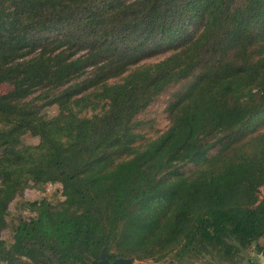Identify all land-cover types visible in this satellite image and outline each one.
Masks as SVG:
<instances>
[{
    "label": "trees",
    "instance_id": "obj_1",
    "mask_svg": "<svg viewBox=\"0 0 264 264\" xmlns=\"http://www.w3.org/2000/svg\"><path fill=\"white\" fill-rule=\"evenodd\" d=\"M2 84L0 264L264 252V0H0ZM178 84L138 145V115ZM49 182L64 199L31 203L7 246L11 202Z\"/></svg>",
    "mask_w": 264,
    "mask_h": 264
},
{
    "label": "rangeland",
    "instance_id": "obj_2",
    "mask_svg": "<svg viewBox=\"0 0 264 264\" xmlns=\"http://www.w3.org/2000/svg\"><path fill=\"white\" fill-rule=\"evenodd\" d=\"M155 56L146 60L144 63H153L165 55ZM181 84L170 87L167 91L162 93L145 111L140 113L137 119L140 121V131L143 134V138L138 142V145H143L147 141L158 137L163 132H165L170 125L169 113L167 111V106L171 100L172 94L180 88ZM11 86L9 84L0 85V94L9 91ZM59 112L58 105H52L45 109V113L48 117H53ZM257 131H264V120L257 122ZM22 142L24 144H38L39 138L32 134H26L22 137ZM197 166L189 164L182 169L186 174H192L196 170ZM1 186V184H0ZM262 193L264 194V187L262 188ZM46 199L51 203H57L64 199L61 193V188L59 184L45 183L42 188L37 186L27 187L22 195L16 197L10 204L9 212L7 215L8 225L6 229L2 232V238L5 240L7 246L13 243L14 226L19 221L20 218H30L35 215L32 209L31 203L34 201H40ZM252 252V251H251ZM250 252V253H251ZM171 257L164 258L162 260L145 259L139 261L134 258V264H174ZM3 264H9L4 262Z\"/></svg>",
    "mask_w": 264,
    "mask_h": 264
},
{
    "label": "water",
    "instance_id": "obj_3",
    "mask_svg": "<svg viewBox=\"0 0 264 264\" xmlns=\"http://www.w3.org/2000/svg\"><path fill=\"white\" fill-rule=\"evenodd\" d=\"M95 264H134V259L120 257L113 261H110L109 253L104 250L101 255V259L95 261Z\"/></svg>",
    "mask_w": 264,
    "mask_h": 264
},
{
    "label": "crops",
    "instance_id": "obj_4",
    "mask_svg": "<svg viewBox=\"0 0 264 264\" xmlns=\"http://www.w3.org/2000/svg\"><path fill=\"white\" fill-rule=\"evenodd\" d=\"M259 243L264 247V238H261ZM246 264H264V252L258 253L252 251Z\"/></svg>",
    "mask_w": 264,
    "mask_h": 264
}]
</instances>
